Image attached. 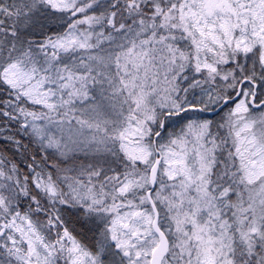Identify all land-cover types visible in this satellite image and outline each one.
<instances>
[{
	"label": "snow or ice",
	"instance_id": "6c2138e0",
	"mask_svg": "<svg viewBox=\"0 0 264 264\" xmlns=\"http://www.w3.org/2000/svg\"><path fill=\"white\" fill-rule=\"evenodd\" d=\"M0 264H264V0H0Z\"/></svg>",
	"mask_w": 264,
	"mask_h": 264
}]
</instances>
